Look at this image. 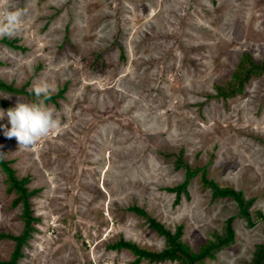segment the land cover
I'll return each instance as SVG.
<instances>
[{"label": "rangeland", "instance_id": "1", "mask_svg": "<svg viewBox=\"0 0 264 264\" xmlns=\"http://www.w3.org/2000/svg\"><path fill=\"white\" fill-rule=\"evenodd\" d=\"M24 11L19 30L0 37V78L16 87L49 81L47 101L62 126L31 146L4 135L0 151L29 176L39 218L17 264H135L119 239L158 252L166 228L183 226L193 251L233 217L234 241L203 264H248L264 244V72L224 98L244 54L264 66V0H0ZM3 39L14 40L18 48ZM15 106L35 97L0 91ZM0 108L2 106L0 105ZM0 124L10 126L7 117ZM195 174L175 202L166 188ZM202 173L252 198L253 225L232 198H216ZM0 167V233L18 235L21 205ZM14 242L0 238V260ZM138 264H175L148 261Z\"/></svg>", "mask_w": 264, "mask_h": 264}, {"label": "trees", "instance_id": "2", "mask_svg": "<svg viewBox=\"0 0 264 264\" xmlns=\"http://www.w3.org/2000/svg\"><path fill=\"white\" fill-rule=\"evenodd\" d=\"M4 42L13 47L18 48L14 40L3 39ZM264 72V66L254 63L253 59L244 54L239 64L237 71L234 73V84L231 87L224 89L217 87V95H221L224 98L232 97L237 93L242 92L244 82L248 81L252 74H260ZM27 84L20 87H16L11 83H7L0 78V91L12 93V94H25L27 96H33L31 90L26 89ZM65 90V86L60 88L55 94H51L47 101L55 102L56 99L62 96ZM0 105L3 109L12 107L7 102L0 98ZM177 167H185L186 176L181 184L175 187L166 188V190L175 193V202H178L180 195L186 192L188 180L195 174V170L188 168L182 160L178 159L176 162ZM0 167L4 172L7 183V192H13L15 197L13 203L15 205H21V217L23 221L22 231L18 235L0 233V238H8L14 242L13 250L8 260H0V264H17L19 259L23 256V247L27 246L28 241L32 238L34 232L37 231L35 222L39 220L34 215L30 199L35 196L39 189H29L28 183L30 182L29 176L18 177L15 169L11 166V161L5 159L3 153L0 151ZM202 182L205 186L211 190V196L216 198H232L239 210V214L243 217L249 226L253 225V221L250 218L249 208L253 203V199H246L242 192L235 190L229 186H221L215 181L208 179L204 173H202ZM129 211L137 213L145 218L150 228L155 230L157 234L164 237L165 246L162 250L155 252L144 248L138 247L133 242L119 239L109 247L114 250L127 249L131 251L135 256V264H138L142 259L148 261H171L175 264H203L206 259H214L216 253L233 243L235 232L232 226L233 217L228 218L222 228L221 233H213V240H209L202 244L198 251H193L188 245L182 242L181 236L183 234V226L178 225L173 231L166 228L163 224L158 222L155 218L150 217L143 209L138 206H130ZM248 264H264V244H257L253 251L252 259Z\"/></svg>", "mask_w": 264, "mask_h": 264}, {"label": "clouds", "instance_id": "3", "mask_svg": "<svg viewBox=\"0 0 264 264\" xmlns=\"http://www.w3.org/2000/svg\"><path fill=\"white\" fill-rule=\"evenodd\" d=\"M24 11L19 8L0 9V37L12 35L19 30ZM56 85L49 81L34 83L31 92L33 100H20L15 106L0 108V118L7 117L10 126L0 124L4 135L15 137L20 145L31 146L41 137L62 126L54 108L47 103Z\"/></svg>", "mask_w": 264, "mask_h": 264}]
</instances>
